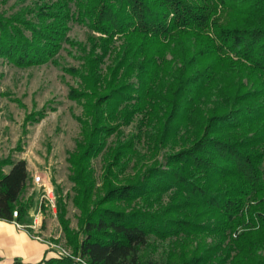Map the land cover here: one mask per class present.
Listing matches in <instances>:
<instances>
[{
	"label": "trees",
	"instance_id": "trees-1",
	"mask_svg": "<svg viewBox=\"0 0 264 264\" xmlns=\"http://www.w3.org/2000/svg\"><path fill=\"white\" fill-rule=\"evenodd\" d=\"M64 45L79 63L65 69L81 108L67 158L78 225L61 198L73 254L39 264H264V0H37L0 14V61L58 64ZM9 165L0 220L18 209L25 223L27 161Z\"/></svg>",
	"mask_w": 264,
	"mask_h": 264
},
{
	"label": "rangeland",
	"instance_id": "rangeland-1",
	"mask_svg": "<svg viewBox=\"0 0 264 264\" xmlns=\"http://www.w3.org/2000/svg\"><path fill=\"white\" fill-rule=\"evenodd\" d=\"M37 0H0V14L12 15ZM69 36L86 43L92 34L88 28L70 24ZM64 45L56 57V63L35 67H19L6 61H0V168L10 170V162L26 160L30 167L29 179L24 200L34 199L37 187L32 186L34 174L42 176L56 190L66 205V219L72 229H77L78 210L72 204L73 184L68 179L69 152L74 151L76 140L80 136V125L74 115L81 114V108L68 98L70 87L75 80L65 72L69 67H77L78 61ZM45 113L42 118L40 115ZM39 118L38 121L34 119ZM133 125L125 129L128 134ZM97 174L101 172V162L96 160ZM58 210V209H57ZM44 222L39 235L56 243L71 255L57 213L51 210L43 214Z\"/></svg>",
	"mask_w": 264,
	"mask_h": 264
},
{
	"label": "built area",
	"instance_id": "built-area-1",
	"mask_svg": "<svg viewBox=\"0 0 264 264\" xmlns=\"http://www.w3.org/2000/svg\"><path fill=\"white\" fill-rule=\"evenodd\" d=\"M31 184L37 187V195L33 196L32 206L30 207L28 214L26 215V222H20L18 217L20 212L17 209L13 214V223L21 230L27 231V233L35 240L42 241L47 244L49 252L53 257L60 258L63 256H71L65 249L58 246L56 243L45 240L39 235V230L43 226V214L47 210H51L55 215L57 213L59 198L56 194V190L49 182H45L42 176L34 174L31 178Z\"/></svg>",
	"mask_w": 264,
	"mask_h": 264
},
{
	"label": "crops",
	"instance_id": "crops-1",
	"mask_svg": "<svg viewBox=\"0 0 264 264\" xmlns=\"http://www.w3.org/2000/svg\"><path fill=\"white\" fill-rule=\"evenodd\" d=\"M51 257L46 243L33 239L13 222L0 220V264H14L15 259L22 264H39Z\"/></svg>",
	"mask_w": 264,
	"mask_h": 264
}]
</instances>
